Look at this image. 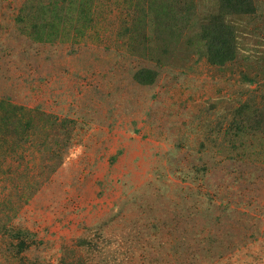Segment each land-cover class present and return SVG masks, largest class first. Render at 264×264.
Wrapping results in <instances>:
<instances>
[{"label": "rangeland", "instance_id": "374dc122", "mask_svg": "<svg viewBox=\"0 0 264 264\" xmlns=\"http://www.w3.org/2000/svg\"><path fill=\"white\" fill-rule=\"evenodd\" d=\"M0 264H264V0H0Z\"/></svg>", "mask_w": 264, "mask_h": 264}]
</instances>
